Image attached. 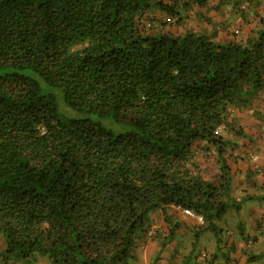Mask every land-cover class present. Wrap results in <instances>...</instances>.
<instances>
[{
	"label": "trees",
	"instance_id": "obj_1",
	"mask_svg": "<svg viewBox=\"0 0 264 264\" xmlns=\"http://www.w3.org/2000/svg\"><path fill=\"white\" fill-rule=\"evenodd\" d=\"M227 5L235 27L199 25L210 0H0L4 264H132L155 212L186 207L214 229L240 210L226 153L264 96V2Z\"/></svg>",
	"mask_w": 264,
	"mask_h": 264
},
{
	"label": "crops",
	"instance_id": "obj_2",
	"mask_svg": "<svg viewBox=\"0 0 264 264\" xmlns=\"http://www.w3.org/2000/svg\"><path fill=\"white\" fill-rule=\"evenodd\" d=\"M234 1L236 0H224V3L221 0H210L208 12L214 23L208 25L206 19H201L199 25L215 27L214 25L223 23L227 15H230L234 27L239 25L243 17L223 11L224 8L226 11L232 10L233 7L227 4ZM248 5L245 3L244 8ZM196 13L197 7L189 12V17L192 18L189 21L190 27L197 25ZM252 18L248 17L250 20ZM226 37L222 33L219 35L220 40H225ZM244 113L241 116L247 138L241 140L240 146L233 148V152L226 153V163L231 169L233 192L237 200L244 199V196H254L251 193L253 189L264 191V96L255 100L253 107ZM223 136L228 137L226 132ZM251 146L256 149V154L250 158L251 154L248 153ZM193 151L202 168L208 169L212 176L217 177L221 171V163L216 149L207 142H198ZM257 171L261 173L257 175L255 185L252 179ZM261 196L260 206L252 203L248 209L243 204L239 211L230 210L231 215L225 216L229 220H225V217L221 220L224 228L221 227V221L218 222L212 236L207 232L213 229H202L201 225L177 212L174 207L155 212L150 217L148 229L137 236L139 256L136 264H264V194ZM152 231L155 235L150 237ZM195 235L198 241L205 238L207 244L196 242ZM189 236H192V242L186 247L182 239Z\"/></svg>",
	"mask_w": 264,
	"mask_h": 264
},
{
	"label": "rangeland",
	"instance_id": "obj_3",
	"mask_svg": "<svg viewBox=\"0 0 264 264\" xmlns=\"http://www.w3.org/2000/svg\"><path fill=\"white\" fill-rule=\"evenodd\" d=\"M106 124V126L108 127V128H112V129H114V130H117V127H119V124L118 123H116L115 121H109V122H106L105 123ZM120 128V127H119ZM118 131V130H117ZM251 193L254 195V196H251L250 198L251 199H247L248 197H246V196H244V201H243V203H242V205L244 204V206H247L248 207V209H249V207H250V204H252V203H256V204H258V206H260L259 204H261V200H260V196L261 195H263L264 194V191L262 190V189H259L258 188V190H256V189H253L252 191H251ZM261 198H262V200H263V197L261 196ZM229 214V212L226 214V217H227V215ZM231 215V213L228 215V217ZM225 217V220H229L228 218H226ZM236 218H237V216H236ZM221 223V227H223L224 228V224H222V221L220 222ZM219 223V224H220ZM218 225V224H217ZM216 228V227H215ZM215 228L213 229V231H209V232H207V234L208 233H210L211 234V236L215 233ZM194 231V233L196 232V230H193ZM189 232H191V230H189ZM224 233H226L225 231H224ZM140 235V232L137 234V236H139ZM209 235V234H208ZM195 241L196 242H200V243H203V242H205L206 244H207V240L205 239V238H202L200 241H198V239H197V236L195 235ZM221 238H225L224 236H221ZM3 239H4V237H3V235H1L0 234V248H2L3 247V245H4V242H3ZM183 242L185 243V245H186V247H188L189 246V244H191V242H192V236H189V237H184L183 239ZM214 240H216V237L214 238ZM137 243H138V240H136L135 241V245H136V247H135V249H136V255H137V250H138V247H137ZM216 243H218L217 241H216ZM255 248V247H254ZM4 250H6L5 249V246H4V248H3V254L1 253L0 254V263L1 264H4L6 261H5V257H6V253H5V251ZM141 253V252H140ZM219 253V252H218ZM137 256H139V254L137 255ZM221 256V255H220ZM39 259V262H38V264H49L48 262H46V261H44V260H47V258L46 257H39L38 258ZM138 260V259H137ZM137 262H135V263H132V264H136Z\"/></svg>",
	"mask_w": 264,
	"mask_h": 264
},
{
	"label": "built area",
	"instance_id": "obj_4",
	"mask_svg": "<svg viewBox=\"0 0 264 264\" xmlns=\"http://www.w3.org/2000/svg\"><path fill=\"white\" fill-rule=\"evenodd\" d=\"M224 131V126H220L218 127L216 134L217 135H221ZM174 209L183 214L184 216H186L187 218L191 219L192 221H194L195 223H197L198 225H205L206 221L205 218L200 215L197 214L196 212H194L192 209L186 208V207H182V206H174ZM153 234V232L151 233Z\"/></svg>",
	"mask_w": 264,
	"mask_h": 264
},
{
	"label": "clouds",
	"instance_id": "obj_5",
	"mask_svg": "<svg viewBox=\"0 0 264 264\" xmlns=\"http://www.w3.org/2000/svg\"><path fill=\"white\" fill-rule=\"evenodd\" d=\"M223 133H224V131H223ZM152 232H153V231H152ZM152 232H151V233H152ZM151 233H150V237H153V236L155 235V233H154V232H153V234H151Z\"/></svg>",
	"mask_w": 264,
	"mask_h": 264
}]
</instances>
